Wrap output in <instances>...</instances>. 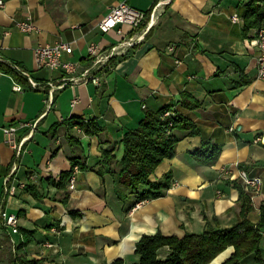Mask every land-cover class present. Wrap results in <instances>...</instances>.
Segmentation results:
<instances>
[{"label": "crops", "instance_id": "1", "mask_svg": "<svg viewBox=\"0 0 264 264\" xmlns=\"http://www.w3.org/2000/svg\"><path fill=\"white\" fill-rule=\"evenodd\" d=\"M3 1L0 57L43 85L62 82L64 73L38 67L39 45L71 42L74 53L64 59L87 66L92 43L109 49L142 32L145 38L130 57L109 67L102 86L68 84L56 91L51 108L50 87L34 89L27 77L24 85L0 72V264H15L18 258L39 264H112L118 259L138 264L137 243L144 235L183 238L203 233L208 223L232 227L241 211L236 187L241 165L263 181L258 192L244 186L254 204L250 218L259 221L264 203V79L258 77L256 32H244L241 0ZM124 1L146 13L144 27H124V35L101 32V20ZM234 14L239 22L232 20ZM26 20L35 31L17 28ZM16 83L22 91L14 89ZM182 93L201 104L194 110L178 106L200 135L176 131V156L151 177L160 182L172 173L170 187L156 199L137 203L136 194L120 199L113 176L95 171L103 150L138 126L147 110L180 102ZM77 119H97L104 132L86 135ZM35 121L36 127H19L18 148L7 143L3 127ZM204 140L222 148L215 164L202 163L195 155ZM122 154L121 148L118 159ZM73 159L86 169L76 174L75 189L60 191L56 184L72 169ZM70 210L82 217L74 218ZM3 211L18 216L19 233L5 226ZM24 231L30 232L27 237ZM234 251L229 247L212 264H222Z\"/></svg>", "mask_w": 264, "mask_h": 264}, {"label": "trees", "instance_id": "2", "mask_svg": "<svg viewBox=\"0 0 264 264\" xmlns=\"http://www.w3.org/2000/svg\"><path fill=\"white\" fill-rule=\"evenodd\" d=\"M241 3L245 7L243 16L245 34L264 28V0H241ZM144 25L145 23L140 29ZM137 47H133L121 57L113 58L110 66L115 65L119 58L122 60L130 57ZM109 67L105 73L109 72ZM0 72L11 75L20 84L29 83L27 78L3 62H0ZM200 105L194 96L182 93L180 102H172L158 111L147 110L138 126L127 129L120 142L103 150L100 166L95 171L101 177L106 174L113 176L115 192L120 199H125L129 194H136L139 203L161 197L163 191L170 187L172 173L167 174L160 182H152L151 177L162 163L176 156V148L180 142L176 131H187L192 136L200 135L197 125L181 113L178 106L182 109L194 110ZM167 112H171V115L166 116ZM68 123L72 124V120ZM76 123L89 136H100L104 132V127L97 119L87 122L77 119ZM121 148L123 154L121 159H118L117 151ZM221 151L220 146L204 140L202 148L195 155L202 163L215 164ZM72 163V169L63 172L56 184L60 191L67 190L75 166L86 169L79 159H73ZM240 169L247 170L243 165ZM31 187L37 195L36 188ZM236 187L240 191L241 211L238 221L232 227L221 228L208 223L203 233H187L183 238L165 236L160 232L155 235H144L137 243L136 253L140 257L138 264H212L229 247H234L235 251L222 264H244L250 258L255 264H264L262 251L264 203L260 207L259 221L253 222L250 218L254 210L251 194L245 190L242 181L236 183ZM64 203L68 206V200H64ZM70 214L76 219L82 217L80 211L70 210ZM29 233L23 232L26 237ZM15 264H39V261L18 258ZM112 264H125V262L123 259H118Z\"/></svg>", "mask_w": 264, "mask_h": 264}, {"label": "built area", "instance_id": "3", "mask_svg": "<svg viewBox=\"0 0 264 264\" xmlns=\"http://www.w3.org/2000/svg\"><path fill=\"white\" fill-rule=\"evenodd\" d=\"M4 6V1L0 0V7ZM147 19L146 13L132 7L126 1L116 5L111 9L109 14L105 16L99 23V29L103 33H109L113 30H117L118 34L124 35V27H129L132 31L138 30L140 26ZM234 22H239L241 19L237 14L232 15ZM17 28L23 33H31L36 30L31 20L20 21L17 23ZM255 45L258 50L256 56L258 77L264 79V28L256 29ZM145 38L144 32L136 35V37L124 38L118 44L113 45L109 49L103 48L100 44L92 43L89 46V57L87 66L79 62H71L64 59L65 55H72L74 53L73 43L58 41L50 45H39L35 49V58L37 65L40 69H46L50 71H62L64 77L62 82L54 83L48 82L46 85L37 83L34 81L30 74L22 70L19 66H13L16 71L29 79L31 86L34 89H39L44 86L49 88L48 105L52 107L54 101V95L58 89L65 87L68 84L93 83L97 87L103 85V75L106 74L105 70L110 66V62L113 58L123 56L131 48L142 42ZM0 62H6L0 57ZM14 89L16 91H22V85L15 84ZM1 92V89H0ZM76 100H74V104ZM146 107V106H145ZM171 112H167L166 116H170ZM38 121L34 123H21L20 125H9L2 128L6 141L14 148H18L17 143V131L19 127L33 126L36 127ZM79 170V166H75L74 174L70 181V187L74 189L76 182V173ZM228 173V172H226ZM240 179L244 186L252 192H258L263 184L262 179L259 176H254L246 170H241ZM8 191L16 192L15 187H8ZM2 218L5 226L12 229L13 233H19V218L16 214H8L6 211L2 212Z\"/></svg>", "mask_w": 264, "mask_h": 264}, {"label": "rangeland", "instance_id": "4", "mask_svg": "<svg viewBox=\"0 0 264 264\" xmlns=\"http://www.w3.org/2000/svg\"><path fill=\"white\" fill-rule=\"evenodd\" d=\"M130 50H132V48H131ZM119 57H121V56H119ZM119 59H120V58H119ZM80 171H81V168H79V170L77 171V173L80 172ZM77 173H76V174H77ZM73 174H74V172H73ZM73 174H72V176H73ZM72 176H71V178H72ZM71 178H70L69 183H68V188H69L70 190H73V188L70 187V181H71ZM240 180H241V179H240ZM75 185H76V182H75ZM243 185H244V184H243ZM262 185H263V184H262ZM261 187H262V186H261ZM261 187H260V188H261ZM68 188H67V189H68ZM74 189H75V188H74ZM250 191H251V190H250ZM251 192H252V191H251ZM19 222H20V220H19ZM234 249H235V248H234ZM225 251H226V250H225ZM222 253H223V252H222ZM222 253H221V254H222Z\"/></svg>", "mask_w": 264, "mask_h": 264}, {"label": "bare ground", "instance_id": "5", "mask_svg": "<svg viewBox=\"0 0 264 264\" xmlns=\"http://www.w3.org/2000/svg\"><path fill=\"white\" fill-rule=\"evenodd\" d=\"M226 255V254H225Z\"/></svg>", "mask_w": 264, "mask_h": 264}]
</instances>
